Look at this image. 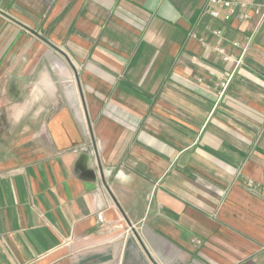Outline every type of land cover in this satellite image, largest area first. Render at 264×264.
<instances>
[{
    "label": "crops",
    "instance_id": "0c3cea01",
    "mask_svg": "<svg viewBox=\"0 0 264 264\" xmlns=\"http://www.w3.org/2000/svg\"><path fill=\"white\" fill-rule=\"evenodd\" d=\"M242 1L0 0V264H264V0Z\"/></svg>",
    "mask_w": 264,
    "mask_h": 264
},
{
    "label": "built area",
    "instance_id": "2783aa9c",
    "mask_svg": "<svg viewBox=\"0 0 264 264\" xmlns=\"http://www.w3.org/2000/svg\"><path fill=\"white\" fill-rule=\"evenodd\" d=\"M212 9L209 11L210 16L213 18H220L221 17V9H226V14L224 15V20H231L234 16L239 13V18L247 19L249 14L243 10L248 8V4L243 2L242 0H211ZM255 14L258 15L259 20L256 26V29L264 22V4H253L252 6ZM243 9V10H242ZM214 34L218 37H222L223 30L221 28H215L213 30ZM255 33L248 37L249 42L253 39ZM237 46L240 45L239 42L235 43ZM217 50L224 56L225 60L228 61H235L237 64L242 63L244 54L247 50V47L243 49V53L239 58H235L233 55L227 54L226 50L222 47H218ZM98 219L103 221V213H98Z\"/></svg>",
    "mask_w": 264,
    "mask_h": 264
}]
</instances>
